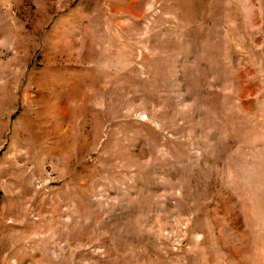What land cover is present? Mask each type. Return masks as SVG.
I'll use <instances>...</instances> for the list:
<instances>
[{"label":"rangeland","instance_id":"1","mask_svg":"<svg viewBox=\"0 0 264 264\" xmlns=\"http://www.w3.org/2000/svg\"><path fill=\"white\" fill-rule=\"evenodd\" d=\"M0 264H264V0H0Z\"/></svg>","mask_w":264,"mask_h":264}]
</instances>
